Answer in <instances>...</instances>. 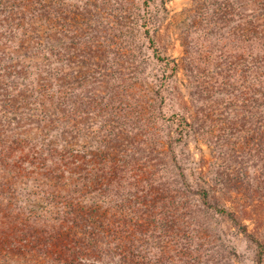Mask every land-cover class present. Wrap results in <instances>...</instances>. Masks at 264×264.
Here are the masks:
<instances>
[{"label":"trees","instance_id":"trees-1","mask_svg":"<svg viewBox=\"0 0 264 264\" xmlns=\"http://www.w3.org/2000/svg\"><path fill=\"white\" fill-rule=\"evenodd\" d=\"M167 4L0 0V264H264V0Z\"/></svg>","mask_w":264,"mask_h":264},{"label":"rangeland","instance_id":"rangeland-1","mask_svg":"<svg viewBox=\"0 0 264 264\" xmlns=\"http://www.w3.org/2000/svg\"><path fill=\"white\" fill-rule=\"evenodd\" d=\"M193 0H168L169 16L166 24L163 27L162 36L164 43L167 46L168 52L174 57L182 61L185 54V47L182 41V29L184 21L192 7ZM180 85H185L186 76L184 71H181L179 76ZM183 87V86H182ZM186 96L188 89L183 87ZM190 149L194 154V162L192 163V176L197 178L199 171L203 165H206V159L212 158V146H210L204 139H193L190 143ZM205 159V161H204ZM226 229L230 230L228 224ZM228 244L234 245L237 251L236 260L239 264H254L255 245L246 240L240 233H231L227 237ZM239 257V259H238Z\"/></svg>","mask_w":264,"mask_h":264}]
</instances>
